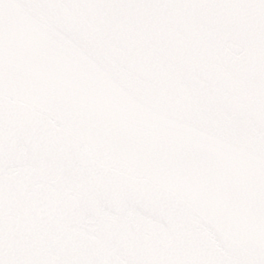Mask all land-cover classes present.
<instances>
[{"label":"snow or ice","instance_id":"obj_1","mask_svg":"<svg viewBox=\"0 0 264 264\" xmlns=\"http://www.w3.org/2000/svg\"><path fill=\"white\" fill-rule=\"evenodd\" d=\"M0 264H264V0H0Z\"/></svg>","mask_w":264,"mask_h":264}]
</instances>
